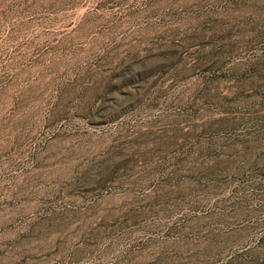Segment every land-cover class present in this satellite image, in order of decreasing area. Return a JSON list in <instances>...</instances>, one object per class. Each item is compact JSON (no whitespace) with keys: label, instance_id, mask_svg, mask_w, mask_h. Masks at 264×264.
<instances>
[{"label":"rangeland","instance_id":"374dc122","mask_svg":"<svg viewBox=\"0 0 264 264\" xmlns=\"http://www.w3.org/2000/svg\"><path fill=\"white\" fill-rule=\"evenodd\" d=\"M0 264H264V0H0Z\"/></svg>","mask_w":264,"mask_h":264}]
</instances>
